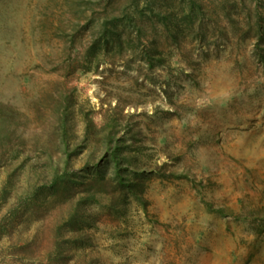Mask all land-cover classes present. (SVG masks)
Instances as JSON below:
<instances>
[{
    "label": "rangeland",
    "instance_id": "1",
    "mask_svg": "<svg viewBox=\"0 0 264 264\" xmlns=\"http://www.w3.org/2000/svg\"><path fill=\"white\" fill-rule=\"evenodd\" d=\"M0 264H264V0H0Z\"/></svg>",
    "mask_w": 264,
    "mask_h": 264
}]
</instances>
